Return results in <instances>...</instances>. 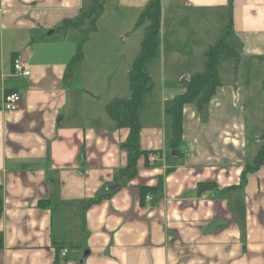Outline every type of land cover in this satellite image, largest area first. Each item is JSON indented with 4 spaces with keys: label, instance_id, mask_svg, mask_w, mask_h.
Here are the masks:
<instances>
[{
    "label": "crops",
    "instance_id": "0c3cea01",
    "mask_svg": "<svg viewBox=\"0 0 264 264\" xmlns=\"http://www.w3.org/2000/svg\"><path fill=\"white\" fill-rule=\"evenodd\" d=\"M150 1L113 4L135 26ZM87 3L0 0V97L21 98L16 111H0V264H59L63 252L64 264H80L85 251L83 264H264V164L241 185L264 129V0H161L159 55L140 116L139 148L149 155L131 180L119 176L128 130L105 107L130 95L146 23L135 36L119 31L132 48L89 46L91 34L65 80L80 37L57 29ZM229 22L236 75L221 62V85L202 111L183 106L176 154L166 110L185 92L181 80L203 72L207 47ZM16 60L29 76L15 74Z\"/></svg>",
    "mask_w": 264,
    "mask_h": 264
},
{
    "label": "trees",
    "instance_id": "16d2710c",
    "mask_svg": "<svg viewBox=\"0 0 264 264\" xmlns=\"http://www.w3.org/2000/svg\"><path fill=\"white\" fill-rule=\"evenodd\" d=\"M87 5L80 9L77 17L65 20L57 31L65 33L68 30L79 31L80 40L77 43L74 56L70 60L65 73V80L72 77L74 66L80 62L83 55L84 44L89 40L91 34L97 31L96 22L104 13V0H87ZM230 17V16H229ZM146 23L144 35L140 42L139 53L134 59L128 73V83L130 95L128 98L113 99L105 107L106 114L115 123L117 129H127L128 137L122 148L127 152V164L119 172L121 178L133 179L137 172V161L143 156L145 164L149 153L141 151L139 148V134L141 130L140 116L144 106L145 97L153 88L152 80L148 73V66L158 57L160 48V28H161V0H151L141 11L135 28ZM232 35L231 22L220 36V38L208 46L205 53L204 70L202 73L194 74L185 83V92L175 98L171 106L166 110V114L171 118V138L168 146L178 153V146L182 138V109L183 106L194 102L199 111L214 95L216 89L221 85L219 76V66L223 61L233 63V74L236 75L237 66L240 61L239 53L228 41ZM264 113V111H263ZM264 119V118H263ZM261 147L250 164L244 166L241 174V185L245 183V175L255 172L264 164V129L260 136ZM147 165V164H146ZM162 185V178L158 179L157 185L152 188L144 187L140 189L141 196L153 193ZM212 187V184H202L198 189L203 191ZM103 195L96 200L84 204L83 211L90 205L95 204L108 197ZM40 203L39 206H45Z\"/></svg>",
    "mask_w": 264,
    "mask_h": 264
},
{
    "label": "rangeland",
    "instance_id": "374dc122",
    "mask_svg": "<svg viewBox=\"0 0 264 264\" xmlns=\"http://www.w3.org/2000/svg\"><path fill=\"white\" fill-rule=\"evenodd\" d=\"M167 2L168 0H165L166 7H168ZM104 12L105 13H103L102 16L99 18V20L96 22L97 31L91 35V37L92 36L93 37H92V41L89 46H94L96 44L101 45L103 43H106L107 45H110L111 48H115L117 50L124 49L128 46L132 48L133 44L131 40L130 42L124 44V42H122L123 36L119 37L120 35L119 31H122V30L126 31L127 28H128L127 35L131 36L133 34V36H135V33H133L135 32V26H133V24H130V19H128L129 15H125V19H122L124 15L121 14V12H118L117 8L114 7L113 0H104ZM140 33L144 34V31L142 29H139V34ZM76 34L80 37L79 31H77ZM219 38L220 37H218L213 43H215ZM226 62H229V61L224 62L223 68L224 67L226 68V65H227ZM232 70H233V66H232ZM156 93L158 94L157 89L155 90V94ZM64 257L65 256H63L61 253L59 264H61L62 261L65 262Z\"/></svg>",
    "mask_w": 264,
    "mask_h": 264
},
{
    "label": "built area",
    "instance_id": "2783aa9c",
    "mask_svg": "<svg viewBox=\"0 0 264 264\" xmlns=\"http://www.w3.org/2000/svg\"><path fill=\"white\" fill-rule=\"evenodd\" d=\"M14 71L16 75L20 76H29L30 72L27 70L25 65L20 61L16 60L13 65ZM21 102L20 95L15 92L10 93H4L0 97V111L3 112H14L19 108V104ZM150 197L146 196L145 200L150 201ZM63 256H65V253H62ZM61 264H64V261H62Z\"/></svg>",
    "mask_w": 264,
    "mask_h": 264
},
{
    "label": "water",
    "instance_id": "95a60500",
    "mask_svg": "<svg viewBox=\"0 0 264 264\" xmlns=\"http://www.w3.org/2000/svg\"><path fill=\"white\" fill-rule=\"evenodd\" d=\"M181 81H182V82H188V81H189V78H188V77H185V78H183ZM88 254H89L88 251H85V252L83 253V256H82V258H81V260H80V264H83V263H84V260L86 259V257L88 256Z\"/></svg>",
    "mask_w": 264,
    "mask_h": 264
}]
</instances>
